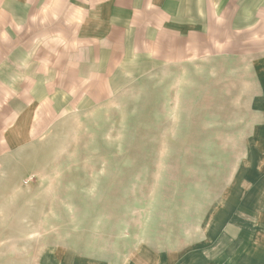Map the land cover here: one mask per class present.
<instances>
[{
    "label": "rangeland",
    "instance_id": "1",
    "mask_svg": "<svg viewBox=\"0 0 264 264\" xmlns=\"http://www.w3.org/2000/svg\"><path fill=\"white\" fill-rule=\"evenodd\" d=\"M235 57L149 68L18 143L0 166V264L57 251L76 264L263 253L264 134L251 131L248 57Z\"/></svg>",
    "mask_w": 264,
    "mask_h": 264
},
{
    "label": "crops",
    "instance_id": "2",
    "mask_svg": "<svg viewBox=\"0 0 264 264\" xmlns=\"http://www.w3.org/2000/svg\"><path fill=\"white\" fill-rule=\"evenodd\" d=\"M225 54L248 57L251 131L264 134V0H0V166L71 101L109 98L149 68L213 67ZM206 250L152 264H226L225 248ZM249 257L264 264V251ZM73 258L47 252L40 264Z\"/></svg>",
    "mask_w": 264,
    "mask_h": 264
}]
</instances>
